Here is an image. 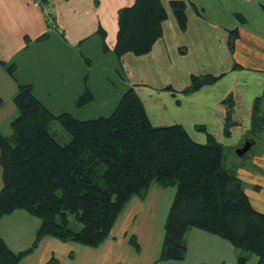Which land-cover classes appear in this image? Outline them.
Here are the masks:
<instances>
[{"label":"crops","instance_id":"obj_1","mask_svg":"<svg viewBox=\"0 0 264 264\" xmlns=\"http://www.w3.org/2000/svg\"><path fill=\"white\" fill-rule=\"evenodd\" d=\"M161 1L168 17L152 50L144 55L128 52L119 58L114 50L119 11L135 0H0V59L15 66L10 73L0 63V131L13 134L11 121L17 115L13 98L20 83L31 84L35 95L54 113L90 119L98 115L89 116L84 107L99 99V90L106 91L109 81L115 84L117 78L120 84L112 96L100 97L103 105L108 103L111 110L107 111H113L133 88L153 125L181 124L199 143L207 142L211 134L227 152L242 147L252 138L254 101L264 93V0H183L188 16L185 30L173 12L172 0ZM249 11L260 30L247 27ZM233 30L238 37L231 53ZM229 52L231 58L226 57ZM192 55L199 58L202 70L193 66ZM201 58L214 66H204ZM205 74L222 76L193 92L182 91L193 76ZM86 90L93 99L78 106ZM4 122L8 127L3 128ZM229 122L231 134L227 135ZM236 171L242 179L243 168ZM2 187L0 161V191ZM175 194L173 186L154 184L145 197L129 201L99 246L46 235L19 264H48L52 259L59 264H157ZM40 224L39 217L16 210L0 218V237L12 250L21 251L33 244ZM185 240L187 254L180 264H241L239 248L218 235L191 227ZM245 256L244 264L260 262L255 254Z\"/></svg>","mask_w":264,"mask_h":264},{"label":"trees","instance_id":"obj_2","mask_svg":"<svg viewBox=\"0 0 264 264\" xmlns=\"http://www.w3.org/2000/svg\"><path fill=\"white\" fill-rule=\"evenodd\" d=\"M170 4L185 30L187 3L172 0ZM167 17L161 0H135L120 9L114 48L117 56L150 52L163 35ZM237 37L233 30L231 49ZM0 63L6 65L1 59ZM6 68L14 73V64ZM221 76L195 75L182 91L193 92ZM92 99L86 90L77 104L83 106ZM13 100L17 107L11 122L13 134L0 131V218L25 210L39 217L41 224L33 244L21 251L12 250L0 237V264H19L46 235L99 246L129 201L134 196L145 197L154 184L176 188L157 264H180L185 259V234L191 227L226 239L257 255L259 264H264V212L252 205L236 168L227 165V147L213 135L199 143L181 124L153 125L133 88L123 94L110 114L90 119L70 112L55 114L35 95L31 84L20 83ZM54 123L69 135L66 142L57 135ZM231 125L227 123V135ZM261 131L264 93L256 97L252 111L251 134ZM73 220L80 224L77 228ZM132 242L137 245L134 239ZM247 260L245 255L239 258L241 264ZM48 264L59 263L52 259Z\"/></svg>","mask_w":264,"mask_h":264},{"label":"rangeland","instance_id":"obj_3","mask_svg":"<svg viewBox=\"0 0 264 264\" xmlns=\"http://www.w3.org/2000/svg\"><path fill=\"white\" fill-rule=\"evenodd\" d=\"M249 14L251 16V20L248 22L247 27L249 29L260 30L259 28H262V27L256 26L255 17H253L254 13L252 11H249ZM262 31L264 33V28H262ZM234 48L231 49L230 47L231 50L229 51H231L232 53L234 51ZM231 53L230 52L227 53L226 57L231 58L232 57ZM245 56H247V54H245ZM191 58L194 61L193 66L198 68V70H202V68L198 67L200 65H197V63L199 62L198 61L199 58L194 55H192ZM202 59L205 61V63L208 62L206 58H201V60ZM204 66L210 67V66H214V64L206 63L204 64ZM199 73H202V72H199ZM199 73H195V74H199ZM115 75L117 76V73ZM113 80L115 81V84H112L111 83L112 81H109V84H111V86L109 85L106 91L105 89L99 90V99H97L96 101L92 100L91 101L92 103L90 105H87L84 107L83 110L88 111L90 114L89 116H94V114H97L98 116L100 114L108 115L112 112V111H107L111 109L110 107H108L107 105L108 103L103 105L104 102L101 100V98L102 96H105V94H110V96H112V94L115 92V89L118 88L120 81L117 80V78ZM81 116H83V114ZM6 127H8V123L4 122L3 128H6ZM53 127L57 135L60 138L64 137V140L66 142V140H68L69 138V135L63 130L62 126L59 123H54ZM251 136L255 139L256 144L253 145L251 149L244 156L238 155L234 149H232L231 151H228L226 153V162H227V165L230 167H234V168L242 167L243 168V171H241V174H242L241 177L244 182V187H245V190L247 191L249 199L255 208L259 209L260 211L262 210L264 212V131L252 133ZM260 167H263V168H260ZM72 224L75 228H77L80 225L76 220H73ZM237 251L238 253L240 251L241 255H246L247 253L246 251L242 249H239Z\"/></svg>","mask_w":264,"mask_h":264},{"label":"water","instance_id":"obj_4","mask_svg":"<svg viewBox=\"0 0 264 264\" xmlns=\"http://www.w3.org/2000/svg\"><path fill=\"white\" fill-rule=\"evenodd\" d=\"M253 141L247 140L242 147L237 148L236 152L240 156H244L252 147Z\"/></svg>","mask_w":264,"mask_h":264},{"label":"built area","instance_id":"obj_5","mask_svg":"<svg viewBox=\"0 0 264 264\" xmlns=\"http://www.w3.org/2000/svg\"><path fill=\"white\" fill-rule=\"evenodd\" d=\"M45 10H46L47 15H49L51 17L52 11L49 9L48 6L45 7Z\"/></svg>","mask_w":264,"mask_h":264}]
</instances>
